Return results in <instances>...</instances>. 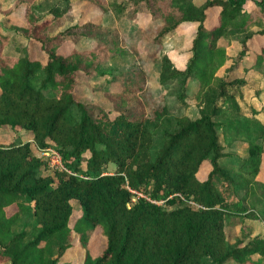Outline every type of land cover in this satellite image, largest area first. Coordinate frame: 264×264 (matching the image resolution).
<instances>
[{
	"label": "trees",
	"instance_id": "16d2710c",
	"mask_svg": "<svg viewBox=\"0 0 264 264\" xmlns=\"http://www.w3.org/2000/svg\"><path fill=\"white\" fill-rule=\"evenodd\" d=\"M74 1L14 0L6 10L0 0L1 13L23 6L26 21L22 53L7 50L11 34L0 21V264H66L60 259L77 236L82 264H260L264 236L246 241L235 227L247 217L264 220V122L254 107L242 110L245 74L218 71L250 52L251 67L264 63V43L252 47L264 39V0H85L101 15L84 21L72 12ZM109 11L119 26L102 21ZM141 13L150 18L144 25ZM120 20L129 21L125 30ZM190 25L180 68L162 52L164 41ZM239 33L232 54L227 46ZM128 53L134 58L123 70L104 68ZM106 73L111 106L76 97L79 74ZM171 83L179 105L194 99L197 116L171 112ZM236 141L245 154L221 162ZM48 148L62 168L49 167ZM74 211L80 215L71 224ZM97 227L106 241L93 255L88 242Z\"/></svg>",
	"mask_w": 264,
	"mask_h": 264
},
{
	"label": "rangeland",
	"instance_id": "374dc122",
	"mask_svg": "<svg viewBox=\"0 0 264 264\" xmlns=\"http://www.w3.org/2000/svg\"><path fill=\"white\" fill-rule=\"evenodd\" d=\"M120 1V0H117ZM201 2L202 0H196ZM3 4V9H8V7L12 6L14 0H1ZM76 2L73 6L72 12L82 14L81 21L91 19L96 20L100 17L101 11L99 7L89 1L85 0H75ZM250 6V5H249ZM217 11L213 10L210 15L209 24H213L216 22ZM102 18V16H101ZM149 15L146 13H141L137 19L138 25H144L149 20ZM119 19L113 11H109L104 14L102 21L104 23H111L119 26ZM0 21L3 22L5 28L10 32V44L6 46L7 50H16L14 52L22 53L23 52V42L18 38L20 35L19 28L22 26H26V21L24 19V8L23 6L15 7L11 12L6 14V12H0ZM121 21V20H120ZM122 28L121 30H125L124 24L129 23V21H121ZM126 27H128L126 25ZM132 27L131 29H133ZM194 31V26H183L179 28L176 34L172 37H167L164 41V48L162 52L167 53L172 59L174 65L182 68L188 58V38L192 35ZM242 34H233V41L230 42L227 46L228 52L232 54H236L239 51L238 39L240 40ZM224 43V40L222 41ZM262 43H264V39H254L252 41V47L257 49ZM145 41L139 40L137 42L138 49H144ZM71 47L70 43H66L61 47V51L67 52ZM32 49L34 50V54L37 57H43V51L39 47L38 42H34L32 45ZM134 58V55H130V53L125 54L124 56H119L113 60H110L108 63L104 65V68H110L114 72H119L124 69ZM255 60V56L253 52L247 54L238 64L227 70L230 65V61H227L225 65H223L219 69V73L223 74L225 71L228 72L230 77L232 76H240L245 74L247 77V83L243 86V96L240 97V104L242 110L246 113L251 112V107L257 109L255 116L259 117L264 122V63L261 65L260 69H254L250 66ZM108 78V74L99 78H88L84 74H79L78 77V93L76 97L83 102H97L107 106H111V102L104 94V88L102 85V80H106ZM111 89L117 90L120 88V84L118 82H111L109 84ZM197 81L194 79L189 80V93H193L196 90ZM178 90V85L176 83L169 84L167 89L168 93V102L170 104L171 112L173 113H188L190 116L195 117L198 114V108L194 99L188 100L186 104H178L176 93ZM244 143L242 142H233L229 144L227 149L231 152H234L233 156L230 158H225L221 162L224 163H232L236 164L239 161L241 155L245 154ZM264 146V140H263ZM42 152L43 156L48 159L50 168L60 169L63 165H59V159L52 155L49 152ZM58 164V165H57ZM48 167V168H49ZM114 164L110 163L108 165V169L112 170ZM209 163L205 161L201 167V170L198 173V176L203 177L207 171L209 170ZM49 168V170H50ZM259 179L264 180V151L262 153V161L260 165V173L258 176ZM258 193H261V191ZM140 194V193H138ZM15 205H12L7 208V213H11L14 211ZM80 215V211H74L71 216V224L74 223L75 219ZM242 224L237 225V235L242 237L243 239L250 240L256 235L264 236V220L260 218H251L247 217L243 221ZM241 227V228H240ZM234 233V232H232ZM105 234L102 232L100 227H97L92 233L88 247L93 255L99 254L105 245ZM84 255V248H82L78 243V236L75 239V243L66 250L63 257L60 259L61 262H65L66 264H82V259ZM261 258V257H259ZM260 264H264V258L260 259ZM6 264V263H2ZM225 264H239L232 260H228ZM246 264H254L252 262H247Z\"/></svg>",
	"mask_w": 264,
	"mask_h": 264
},
{
	"label": "built area",
	"instance_id": "2783aa9c",
	"mask_svg": "<svg viewBox=\"0 0 264 264\" xmlns=\"http://www.w3.org/2000/svg\"><path fill=\"white\" fill-rule=\"evenodd\" d=\"M46 152H49V153H51L52 155L56 156V157L59 159V163H58V164L62 166V162H61L60 154H59L55 149H53V148H48ZM58 164H57V165H58Z\"/></svg>",
	"mask_w": 264,
	"mask_h": 264
}]
</instances>
